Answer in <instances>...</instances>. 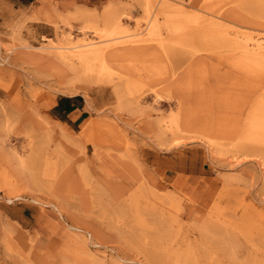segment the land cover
I'll return each instance as SVG.
<instances>
[{
	"label": "rangeland",
	"instance_id": "obj_1",
	"mask_svg": "<svg viewBox=\"0 0 264 264\" xmlns=\"http://www.w3.org/2000/svg\"><path fill=\"white\" fill-rule=\"evenodd\" d=\"M38 8L0 57V264H264V0Z\"/></svg>",
	"mask_w": 264,
	"mask_h": 264
},
{
	"label": "crops",
	"instance_id": "obj_2",
	"mask_svg": "<svg viewBox=\"0 0 264 264\" xmlns=\"http://www.w3.org/2000/svg\"><path fill=\"white\" fill-rule=\"evenodd\" d=\"M40 3L41 0H0V57L9 42L8 36L14 31L10 28L16 21L26 19L32 13H40L38 8ZM43 32L44 30H33L36 34ZM46 114L65 131L71 133L90 116V110L82 94L75 92L56 95ZM22 209L25 211L26 207ZM24 216L22 214L19 218L24 220Z\"/></svg>",
	"mask_w": 264,
	"mask_h": 264
},
{
	"label": "bare ground",
	"instance_id": "obj_3",
	"mask_svg": "<svg viewBox=\"0 0 264 264\" xmlns=\"http://www.w3.org/2000/svg\"><path fill=\"white\" fill-rule=\"evenodd\" d=\"M150 19H151V17H150ZM151 21V20H150ZM151 23V22H150ZM153 23V22H152ZM156 24V23H155ZM151 25V24H150ZM153 26V25H152ZM154 27H155V25H154ZM153 27V28H154ZM152 28V29H153ZM156 28V27H155ZM154 28V29H155ZM115 31V30H114ZM113 30H112V34H110V32H109V30H108V32H109V34H110V38L108 37V39L110 40V39H112L111 38V35L112 36H115V35H117L118 34V32H117V34H113V32H114ZM117 31V30H116ZM116 31H115V33H116ZM119 31V30H118ZM102 32H104V31H102ZM120 32V31H119ZM105 33V32H104ZM103 34V33H102ZM101 35V34H100ZM104 35V34H103ZM106 35V37H107V34H105ZM104 35V36H105ZM100 38V37H99ZM107 39V38H106ZM101 40V39H100ZM98 42V41H97ZM110 42V41H109ZM118 42V41H117ZM87 44V43H86ZM85 44V45H86ZM99 45V43H96L95 45L94 44H91V45H94V46H90L89 44H87L88 45V47H86V48H83V50L80 52L81 53V55L79 56L78 55V57H77V60H76V62L75 63H71L69 66H70V69L72 70V71H75V72H77V71H79V70H81V71H83V72H85L86 70L88 71V67H89V65H91L90 67H89V69H91L92 67H93V69L97 72V75L100 77L101 75H102V72L104 71V66H105V64H106V61H105V50H104V48H105V46H106V44H104V46H96V45ZM103 44V43H102ZM101 44V45H102ZM84 46V45H83ZM90 46V47H89ZM85 47V46H84ZM61 59V58H60ZM74 61V60H73ZM66 63V62H65ZM80 68V69H79ZM58 69V68H57ZM92 69V70H93ZM74 74H77V73H74ZM80 75V74H79ZM78 76V75H77ZM72 77H74L73 75H72ZM71 78V77H70ZM87 78V77H86ZM87 124H90V123H87ZM87 124H86V126H87ZM91 126V125H90ZM88 128V127H87ZM87 128H83V130H82V134L83 135H85L86 136V134L88 133V129ZM82 135V136H83ZM20 176H22V175H20ZM166 196V195H165Z\"/></svg>",
	"mask_w": 264,
	"mask_h": 264
}]
</instances>
